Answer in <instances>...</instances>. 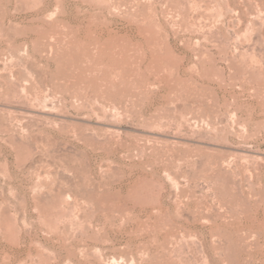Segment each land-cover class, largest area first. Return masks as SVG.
<instances>
[{
    "label": "rangeland",
    "instance_id": "obj_1",
    "mask_svg": "<svg viewBox=\"0 0 264 264\" xmlns=\"http://www.w3.org/2000/svg\"><path fill=\"white\" fill-rule=\"evenodd\" d=\"M123 263L264 264V0H0V264Z\"/></svg>",
    "mask_w": 264,
    "mask_h": 264
},
{
    "label": "bare ground",
    "instance_id": "obj_2",
    "mask_svg": "<svg viewBox=\"0 0 264 264\" xmlns=\"http://www.w3.org/2000/svg\"><path fill=\"white\" fill-rule=\"evenodd\" d=\"M35 98V97H34ZM40 100V99H39ZM37 101H38V99H37ZM39 102V101H38ZM40 102H41V100H40ZM44 106L46 107V108H49L50 107V104L48 103V102H45L44 103ZM107 258V257H106ZM109 261V260H108ZM123 261V260H122ZM111 262L112 263H118V261L113 257L112 259H111ZM120 263V262H119ZM131 263V262H130ZM124 264V263H123Z\"/></svg>",
    "mask_w": 264,
    "mask_h": 264
}]
</instances>
